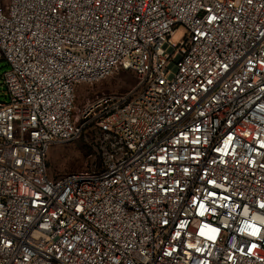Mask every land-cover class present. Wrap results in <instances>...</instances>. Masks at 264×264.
<instances>
[{"label": "built area", "instance_id": "1", "mask_svg": "<svg viewBox=\"0 0 264 264\" xmlns=\"http://www.w3.org/2000/svg\"><path fill=\"white\" fill-rule=\"evenodd\" d=\"M0 61V264H264V0L0 1Z\"/></svg>", "mask_w": 264, "mask_h": 264}, {"label": "rangeland", "instance_id": "2", "mask_svg": "<svg viewBox=\"0 0 264 264\" xmlns=\"http://www.w3.org/2000/svg\"><path fill=\"white\" fill-rule=\"evenodd\" d=\"M6 3L8 0H0ZM180 32L176 33V38ZM8 68L5 61H0V100L6 101L1 82L3 72ZM136 81L131 72H120L119 74L107 77L92 85L80 83L76 89V105L88 99H92L100 93L109 90H125L130 84ZM98 160V153L89 131L82 133L77 139L62 143L52 144L46 154L47 174L50 177H57L64 173L76 170H83Z\"/></svg>", "mask_w": 264, "mask_h": 264}]
</instances>
